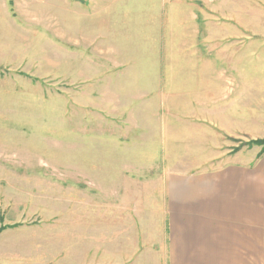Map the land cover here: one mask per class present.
Returning <instances> with one entry per match:
<instances>
[{"label":"rangeland","instance_id":"374dc122","mask_svg":"<svg viewBox=\"0 0 264 264\" xmlns=\"http://www.w3.org/2000/svg\"><path fill=\"white\" fill-rule=\"evenodd\" d=\"M204 124L215 167L264 150V0H0V233L106 229L107 141L168 131L178 163Z\"/></svg>","mask_w":264,"mask_h":264},{"label":"crops","instance_id":"0c3cea01","mask_svg":"<svg viewBox=\"0 0 264 264\" xmlns=\"http://www.w3.org/2000/svg\"><path fill=\"white\" fill-rule=\"evenodd\" d=\"M201 132L203 148L178 163L168 131H143L134 151L126 133H112L106 229H95L105 221L80 222L71 212L52 223L7 226L0 264H264V154L215 167L222 140L205 124Z\"/></svg>","mask_w":264,"mask_h":264},{"label":"trees","instance_id":"16d2710c","mask_svg":"<svg viewBox=\"0 0 264 264\" xmlns=\"http://www.w3.org/2000/svg\"><path fill=\"white\" fill-rule=\"evenodd\" d=\"M254 144L257 145H263L264 146V140H260V141H255ZM264 154V150L262 151V153L259 155V158ZM258 158V159H259ZM1 230V229H0Z\"/></svg>","mask_w":264,"mask_h":264}]
</instances>
